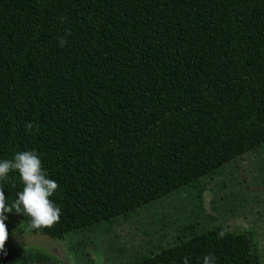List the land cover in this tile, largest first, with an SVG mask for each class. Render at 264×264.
Listing matches in <instances>:
<instances>
[{
	"label": "trees",
	"instance_id": "1",
	"mask_svg": "<svg viewBox=\"0 0 264 264\" xmlns=\"http://www.w3.org/2000/svg\"><path fill=\"white\" fill-rule=\"evenodd\" d=\"M252 22L260 37L247 39ZM264 146V0H0V159L34 150L60 217L8 236L115 232ZM22 187L10 171L7 201ZM0 264L49 258L5 248ZM259 264L250 232L184 225L119 264Z\"/></svg>",
	"mask_w": 264,
	"mask_h": 264
},
{
	"label": "rangeland",
	"instance_id": "2",
	"mask_svg": "<svg viewBox=\"0 0 264 264\" xmlns=\"http://www.w3.org/2000/svg\"><path fill=\"white\" fill-rule=\"evenodd\" d=\"M260 37V24L252 22L247 39ZM199 197L172 193L163 201L141 208L115 232L102 228L71 234L63 240L44 235L11 234L5 248H32L49 259L37 264H119L135 250L169 240L184 225L219 226L231 232H250L264 264V146L225 166L222 174L204 180Z\"/></svg>",
	"mask_w": 264,
	"mask_h": 264
},
{
	"label": "clouds",
	"instance_id": "3",
	"mask_svg": "<svg viewBox=\"0 0 264 264\" xmlns=\"http://www.w3.org/2000/svg\"><path fill=\"white\" fill-rule=\"evenodd\" d=\"M10 171L18 174L22 187L11 202L7 201L3 189L0 188V256L7 254V214L26 215L29 217L28 227L40 230L57 222L61 212L51 199L58 185L54 179L49 178L42 167L40 156L34 150L17 151L11 160L0 159V181L4 180ZM215 259L212 254H205L201 264H215ZM182 264H188L186 257Z\"/></svg>",
	"mask_w": 264,
	"mask_h": 264
}]
</instances>
